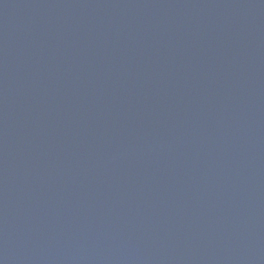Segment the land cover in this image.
Returning a JSON list of instances; mask_svg holds the SVG:
<instances>
[{
	"label": "water",
	"instance_id": "obj_1",
	"mask_svg": "<svg viewBox=\"0 0 264 264\" xmlns=\"http://www.w3.org/2000/svg\"><path fill=\"white\" fill-rule=\"evenodd\" d=\"M0 264H264V0H0Z\"/></svg>",
	"mask_w": 264,
	"mask_h": 264
}]
</instances>
